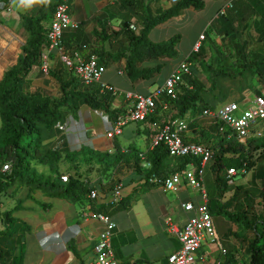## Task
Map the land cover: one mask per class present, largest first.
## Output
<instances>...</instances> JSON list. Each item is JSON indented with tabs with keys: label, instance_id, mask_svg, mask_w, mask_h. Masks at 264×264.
Instances as JSON below:
<instances>
[{
	"label": "crops",
	"instance_id": "crops-1",
	"mask_svg": "<svg viewBox=\"0 0 264 264\" xmlns=\"http://www.w3.org/2000/svg\"><path fill=\"white\" fill-rule=\"evenodd\" d=\"M6 1L0 0V60L2 61H0V81L7 69L3 70V68L15 57L18 62L22 48L27 42L28 33L25 30L24 18L39 16L42 11L41 2L25 4L23 8L15 3L14 11L12 13L5 12L6 15L3 17ZM49 1L55 2V0ZM71 1L72 14L74 19L80 23V30L77 33L66 32L65 42L68 46L79 49L84 57L97 53L99 55L102 53L116 55L125 52L128 49L125 33L131 25L136 30H130L137 33L147 18L155 17L174 5L170 0ZM204 1L205 8L203 10L185 9L179 16L153 28L149 34L150 40L162 42L169 40L174 35H180L181 41L177 46L181 56L180 62L188 59L201 46L204 57L202 61L210 65L211 57H207L209 54L204 52L207 51L205 37L204 41H201L198 32L194 38L188 39L189 34L184 30V27L189 22L192 23L199 19L206 12L207 6L211 5L209 15L203 16V26L207 27L210 22H214L227 0ZM243 3H248V1L236 0L234 8L228 10V13L234 12L238 15ZM172 27L175 28L173 36L170 32ZM104 31L106 32L104 33ZM94 32L97 35H94ZM104 36H108V40L105 41ZM17 47L20 49V53L16 52ZM8 51H11V54ZM200 58L201 56L189 61L191 69L195 64L202 62ZM168 61L170 60L145 63L143 67ZM213 61L216 62V57ZM180 62L171 69L173 70ZM219 63L220 61L216 62V64ZM124 67L125 59L109 63L102 82L123 91L141 94H148L154 89V84H151L153 82L133 84L124 74ZM52 69L56 74L58 71L64 70L66 79L70 78L69 71L62 66L56 56L52 57ZM193 77L196 78L194 73ZM28 78L29 80L35 78L34 84L37 87L43 86L42 84L48 83V81L49 83L57 81L50 73L45 74L39 70H32ZM97 86L99 87V85ZM263 90L262 82L256 81L252 88L244 90L243 96L252 92L260 93ZM108 99L111 110H115L116 113L124 105L122 96L116 98L110 94ZM188 115L186 118L190 119ZM170 116V112L158 110L157 114L152 116L148 122L138 123L141 126L137 130H131L134 137L138 136L134 138L135 141L128 140L123 143L118 141L117 137L107 138L106 134L112 129L114 119L108 113L92 110L84 105L79 109L77 118L68 117L62 125V131L66 147L70 152H79L83 147L98 152H109L110 149L115 148V152L110 153L111 156L114 158V155L118 154L120 157L117 168L110 170L105 169V162H99L91 157L88 159L89 161H83L81 156L73 157L70 161L62 160L60 172L75 177L86 187V190L78 191L79 195L76 200L51 198L41 190L31 192L21 180L2 190L6 182L0 176V233L10 227L20 228L25 225L31 227L30 232H26L23 236L22 253L15 249L12 259L16 260L17 255L21 254L23 264H82L93 258L94 246L103 225L92 218H86V215L90 213L88 190L95 188L99 191V199L92 205L94 210L101 211L100 203L110 197L111 190L116 184L121 183L123 185L122 208L113 212L116 228L113 232L112 247L116 258L124 264H167L168 256L180 247L175 236L168 231L167 218H172L173 223L183 227L191 213L184 211L182 205L190 201L197 205L201 203V197L197 192L194 195L189 193V187L185 184L182 185L178 193L171 192L173 197H169L170 193L164 191L158 184L146 182L145 173L139 172L134 167L133 154L137 151L149 152L150 143L157 130L154 124L160 126ZM98 121L102 123V129L99 131L95 128ZM187 137L189 141L196 138L190 134V130H188ZM194 142L197 143L198 140ZM33 166L45 178L52 177L49 167L37 162H34ZM163 167L165 168L159 173V176H167L172 171L177 172L184 169H178L177 161L171 157L165 159ZM3 194L6 195V202L2 201ZM30 194L33 198L29 197ZM6 209L13 212V220H5L3 215L7 212ZM18 234L12 238V243L18 236L21 237L23 232ZM236 234H242L238 228L228 235V248L217 244L205 245L198 251L199 258L206 255V261L213 264H225L227 256H222V250H225L227 255L234 256L238 264H241L240 258L243 256L241 251L246 248L248 251V246L245 247ZM199 264L204 263L200 262Z\"/></svg>",
	"mask_w": 264,
	"mask_h": 264
},
{
	"label": "trees",
	"instance_id": "trees-1",
	"mask_svg": "<svg viewBox=\"0 0 264 264\" xmlns=\"http://www.w3.org/2000/svg\"><path fill=\"white\" fill-rule=\"evenodd\" d=\"M263 2L264 0H248V3H243V7L239 9L238 15L234 12L222 16L217 15L216 19L211 23L208 29H213L216 22L221 24V29L229 36L231 45L237 48L238 52L243 57V49L236 42L238 33L234 28V18H236V16L247 18L248 14L251 15L257 13L259 16L258 19L254 21V28L258 34L259 41L264 43ZM41 5L42 11L39 16L24 18L25 30L28 33L27 42L22 48V54L19 56L18 63L9 68L0 81V117L2 121L0 127V161L12 162L13 164L10 175L4 176L0 173L2 180L6 182L3 185L2 190L11 186L16 181L21 180L29 187L31 192L34 190H41L51 198L76 200L79 195L78 191H84L86 190V187L75 177H70V181L67 184L62 182L61 176L63 173L60 172V162L62 160L70 161L73 157L81 156L83 161H87L88 158L91 157L97 159L99 162H105V169L110 170L117 168L120 157H118V154H115L113 158L108 151L98 152L85 147L79 152H70L66 147L65 139L63 140L61 147L50 148L46 153H43L41 150L43 143L42 130L46 129L50 132V136H47L48 138L52 137V135L57 137V139L63 137V135H61L63 133L62 125L70 115L73 117L76 116L81 106L84 105L92 110L108 113L111 117H115L116 111L111 110L110 108L108 97L111 93H102L97 85L85 87L80 84L74 76L66 79L61 76L62 73H64L63 71H58V74H56L52 68L49 73L53 75L59 83V98L46 95L40 88L32 92L27 90L29 84L28 77L33 70V67L39 65L40 53L46 46V35L55 9V2L52 3L49 0H44V2H41ZM189 8L201 11L205 8V1L181 0L171 8L162 11L157 16L147 18L144 21V25L137 33L128 29L125 33L128 41V49L125 52L116 55H109L106 53H102V55L97 53L96 55L100 56V62L106 67L111 62H118L121 59H125L124 74L133 84L141 82H153L151 84H154L155 78H157L162 72L163 63H158L157 65L150 67H143V65L145 63L160 60H174L179 55L177 46L181 41V36L175 35L166 41L153 42L149 38L150 31L170 19L179 16L183 10ZM79 30L80 27L71 32L77 33ZM105 32L106 31H104V33ZM207 33L208 30L204 32V37L207 36ZM94 35H97V33L94 32ZM104 40H108V36H104ZM63 42L67 49H76L79 51V49L70 47L66 44L65 35L63 37ZM202 51L203 49L200 46L186 60L192 61L195 58H198L202 55ZM106 57L107 60H105ZM206 65L208 66V64ZM208 69L213 75L218 77L235 78V76L230 73H225L221 70H212L209 66ZM241 74H248L251 77L262 78L264 80V56L253 54L249 61L246 59V61L242 63ZM190 82L193 83L194 81L192 80ZM94 86L96 87L94 88ZM201 88L202 86L198 85L195 90H184L176 99H168L167 97L161 98V102L166 101L169 103V110L171 106L175 108L173 115H171L173 118L184 119L191 112H193V115L197 114L188 122V127L195 135L198 132V126H196L195 122L199 119V113H201L204 108L211 107L208 104H201L203 105L202 107L198 106L197 102L201 99L199 95L202 91ZM161 102H157L159 111L162 109ZM169 110L168 112H170ZM211 126L207 130L200 131V136L207 142H212L213 140V142L216 141L218 144L217 148L212 145L211 147L215 151L212 168L217 172L216 184L220 193H218L219 197H223L226 192L231 190H234L235 194L241 193L243 190L242 185H236V183L230 185L228 183V170L231 168L235 169L238 174L245 177L253 168L254 161L248 156V152L250 151L247 150V143L242 144L233 138L227 139L226 135L220 133L217 125L212 124ZM211 131L214 132V135L210 133ZM58 134H60L59 137ZM193 140L195 141L197 138ZM193 140L189 141L187 137L188 142H194ZM197 143L200 142L198 141ZM249 145V149L251 150L259 149L264 146V138L260 140H252L249 142ZM119 151L120 149L118 152ZM139 153L140 152L137 151L133 154L134 167L139 172L145 173L147 183H149V179L154 175L164 179L174 173L172 171L167 176H159V173L165 168L163 167L165 159L171 157L163 144L149 150L147 153V161L151 164L150 169H143L141 160L139 159ZM171 158L177 161L178 169L184 168L189 162L188 158ZM34 162L49 167L52 177L45 178L43 174H39L33 166ZM224 170L227 171L226 175H223ZM260 178L261 189L258 194L264 203V168L260 171ZM245 193L247 197H249L248 191ZM29 197L33 198L31 194ZM236 198V195L232 196L230 201L225 204L218 202L217 206L219 212L228 217L230 221L236 223L241 230L254 233L253 238H247L245 233L236 234V236H238V239L240 240L249 241V264H264V230L259 228L261 222L264 221V217L260 220H252L249 218L247 213L250 206L249 201L244 203V208L246 209H241V212L232 211V206L226 207V205L231 204ZM212 205V201L209 197V209L211 214ZM12 214V211L5 212V220H13ZM25 227L28 229L27 225H25ZM8 230L9 228H6L0 233V241L3 238L11 240L13 234L8 232ZM13 256L14 252L11 248H2L0 260L2 261L6 257L8 263L5 261L3 263L1 262V264H18L19 261L16 259L15 262V260L12 259ZM17 257L19 258V255H17ZM225 264H238V262L234 256L227 255Z\"/></svg>",
	"mask_w": 264,
	"mask_h": 264
},
{
	"label": "built area",
	"instance_id": "built-area-1",
	"mask_svg": "<svg viewBox=\"0 0 264 264\" xmlns=\"http://www.w3.org/2000/svg\"><path fill=\"white\" fill-rule=\"evenodd\" d=\"M173 4L181 0H170ZM236 0H227L225 6L218 15H226L228 10L234 8ZM248 1V0H241ZM17 6L23 8L20 0H7L4 4V12L12 13ZM80 27L70 13V0H55V9L49 23L46 35V46L40 53V63L33 67L48 74L52 68V57L56 56L62 66L67 69L85 87L99 85L102 93L109 92L114 97L122 96L124 105L113 119V127L106 134L107 138L114 139L122 135L125 126L131 123H146L157 114V102L162 97L176 99L184 90L192 91L190 84L194 77L189 61L180 62L167 76L161 86L154 88L148 94H141L120 90L110 84L102 82L107 67L100 62V56L92 54L84 57L76 49H67L63 42L65 31H75ZM131 30L136 28L131 25ZM121 74V72H119ZM162 103V111L169 110V103ZM199 119H205L211 124L219 127L220 133L226 135L227 139H236L245 144L249 129L258 121L264 119V90L260 93L252 92L243 96L240 101L223 103L217 108L206 107L198 115ZM155 135L150 143L149 150L164 145L171 157L188 158L189 162L184 169L172 173L169 177L161 179L155 175L149 179V183L158 184L166 192L178 193L182 185L196 191L201 197V203L195 204L190 201L182 205L184 211L191 213L183 227L173 223L172 218H167L168 231L175 236L180 247L168 256L167 264H213L206 261V255L198 256V251L205 245L215 244L216 237L213 216L209 209V196L204 186L206 167L213 161L215 151L211 145L196 142H188V118L176 119L170 116L165 122L158 126ZM115 152V148L109 153ZM139 159L142 161L143 169H150L151 164L147 161V153L140 152ZM12 162L0 161V173L8 176L12 172ZM244 172V171H243ZM245 173V172H244ZM238 175L235 169L228 170V183L235 184V177ZM70 175L61 176L63 183H69ZM121 183L116 184L109 198L100 203L101 211L94 210L92 203L99 199V191L95 188L88 190L89 214L86 218H92L103 225V229L94 246L93 258L84 261L82 264H124L119 261L112 247L113 232L116 223L113 220V212L123 204ZM222 255H227L222 250Z\"/></svg>",
	"mask_w": 264,
	"mask_h": 264
},
{
	"label": "rangeland",
	"instance_id": "rangeland-1",
	"mask_svg": "<svg viewBox=\"0 0 264 264\" xmlns=\"http://www.w3.org/2000/svg\"><path fill=\"white\" fill-rule=\"evenodd\" d=\"M210 7L211 5L207 6L206 12H204V14H202L200 18L197 19L196 21H193L192 23L189 22L186 25V27H184V30L189 34L188 39L194 38L195 34L199 32V35H200L199 39L201 41L205 40L204 42L207 44L206 46L207 51H204V52L205 53L207 52V54H209V56L207 57H211V60H210L211 64L208 66L212 68V70H221V71H224L225 73H230L235 76V78H228V77L223 78V77H218L216 75H213L211 71L208 69V66L206 65V63L202 61L204 58L203 55H201V58H200L202 62H200L199 64H195L192 67V71L194 75L196 76V78L193 79L194 82L190 83L193 85V88H194L193 90H195L198 85L202 86L201 88L202 91L199 94L201 99L197 102L198 106L202 107L204 104H208L212 108H217L223 103H227L230 101H238L239 99L241 101L243 99V93H245L244 90H246L247 88L248 89L252 88V86L256 83V81L262 82V84L264 85V80L262 78H259L257 80V77H251L248 74H244V75L241 74L242 63L245 62L246 59L249 61L252 58L253 54L264 56V43L260 42L259 39L257 40L258 34L256 33L255 28H254L255 27L254 21L257 20L259 16L257 13L256 14L254 13L251 15L248 14L247 18H242V17H239L238 19L237 17L234 18V28H235V31L238 33V38L236 42L243 49L242 54L244 56L242 57L240 53L238 52L237 48L231 45L229 36L222 31L221 24L216 22L213 26V29L212 28L208 29V26L213 22L212 21L209 23L207 27L204 28L203 16L207 17L209 15V12L211 9ZM72 10H73V5L71 1L70 2V13L71 14H72ZM5 15L6 13L4 12L3 17H5ZM205 30H208V33L204 39ZM66 32L68 31L66 30L64 35H66ZM170 32L172 34L171 36H173V34H175V28L172 27ZM10 52L11 51H8L9 54H11ZM16 52L17 53L21 52L18 47L16 48ZM21 54L22 52L20 53V55ZM214 57H216V62L220 61L219 64H216V62L213 61ZM180 61H181V56L179 54L174 60L163 63L164 65H163L162 72L155 80V83L153 85L154 88L161 86L163 84V82L165 81L166 75L170 72V70H172L171 68ZM17 63L18 62L15 57L14 59H11L9 61V63L3 68V70L7 68L6 69L7 71L9 68L15 66ZM63 72L64 73H62L61 76L66 78V72L64 70ZM68 76L71 78L73 75L68 74ZM34 81H36L35 78H32L29 80V84L27 88L28 91L32 92L40 88L43 92H45L46 95L55 96L59 98L60 87L57 81H51L50 83L48 81V83H43L42 84L43 86H39V87H37V85L34 84L35 83ZM95 87L96 86H94V88ZM174 109L175 108L171 106L169 110L170 115H173ZM196 115L197 114L193 115V112H191L188 115V117H190V119H188V122L192 120ZM74 117L77 118V115ZM0 124H2L1 117H0ZM195 124L196 126H198L197 127L198 132L195 135L193 134L192 130L189 128L190 134H192V136L194 135L200 143L212 145L217 148L218 144L216 143V141L213 142L212 140V142H207L206 140L203 139V137L200 136V131L207 130L208 128H210V126L212 125L211 122L205 119H198L195 122ZM140 126L141 125L138 123L128 124L124 128L123 135L117 136L118 141H120L121 143L126 142L128 140L135 141L134 138H137L138 136L134 137L132 135L133 132L131 134V130L132 129L137 130ZM95 128L97 131L101 130L102 123L98 121L96 123ZM210 133L214 135L213 131H211ZM49 134L50 132L47 131L46 129L42 130L43 143H42L41 150L43 153H46L50 148L61 147L62 144H60V142H63L64 140L63 137L57 139V137H54L52 134H51L52 137L48 138L47 136ZM61 135H63V133ZM59 136L60 134H58V137ZM262 138H264V119L258 121L255 125H253L249 129V132L246 137L247 150L250 151L248 152L249 153L248 156L250 157V159H252V161H254V166L250 170V172L246 174L245 177L242 176L241 174H238L235 177L236 185L243 186V190L241 193L235 194V191L231 190V191L226 192V194H224L223 197H219L220 193H219V189L216 184L217 183V172L216 170H213L212 168V165L214 164L213 162L214 159L212 163H210L206 167L205 176H204V186L213 204L212 214H213L215 233L218 239L217 243H215L214 245L217 244L219 246L221 245V246H224L225 248H228V240H227L228 235H231V233H233L236 230V228L239 227L236 223L230 221L229 218L226 217L223 213L219 212V208L217 206L218 202L224 203V204L228 203L230 201V198L236 195L237 198L233 200L231 204L226 205V207L232 206L231 207L232 211L241 212L242 211L241 209H246L244 208V203L246 201H249L250 206H251V207L249 206L248 211H247L249 218L252 220H255V219L260 220L264 217V203L258 194L261 189L260 171L264 168V146L260 147L259 149H255V150L249 149L250 141L260 140ZM63 163L65 165V162ZM226 172L227 171L224 170L223 175H226ZM65 174L66 173H63L62 175H65ZM246 191H248L249 197H247L245 193ZM169 193H170L169 197H173V194L171 192ZM189 193H191L192 195L197 194L196 191H194L191 188H189ZM5 197L6 195L3 194L2 195L3 202H6ZM259 228L261 230H264V221L261 222ZM30 230H31L30 226H28V229H26L25 226H22L20 228L10 227L8 232L13 234L12 238H14V236H16L20 232H23V235L21 237L18 236L17 239L13 241V243H12V238L11 240L3 238L0 241V253L2 251V248L7 249L8 247L11 248L13 252L15 249H17L20 251V253H22L21 247H23L24 245L23 240H22L23 236L25 235L26 232H30ZM238 231H240V233H245V235H247V238H253L254 236V233H252L251 231L245 232L244 230H241L240 228H238ZM240 242H242L243 245H245V247L248 246V243H249L248 240H240ZM17 246H20V247H17ZM246 250L247 248L245 250L242 249L241 251V253L243 254V256L240 258L241 264L250 263V255L248 251ZM19 256H20V259L17 257V261H19L18 264H23L21 260V254H19ZM5 261H6V257L2 261L0 260V262L2 263ZM6 263H8V261H6Z\"/></svg>",
	"mask_w": 264,
	"mask_h": 264
},
{
	"label": "clouds",
	"instance_id": "clouds-1",
	"mask_svg": "<svg viewBox=\"0 0 264 264\" xmlns=\"http://www.w3.org/2000/svg\"><path fill=\"white\" fill-rule=\"evenodd\" d=\"M37 2H44V0H20L21 4H27V5H31Z\"/></svg>",
	"mask_w": 264,
	"mask_h": 264
}]
</instances>
